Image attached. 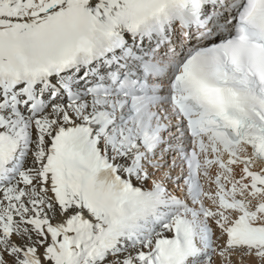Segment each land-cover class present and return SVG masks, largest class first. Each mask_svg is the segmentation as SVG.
Segmentation results:
<instances>
[{"label": "snow or ice", "instance_id": "obj_1", "mask_svg": "<svg viewBox=\"0 0 264 264\" xmlns=\"http://www.w3.org/2000/svg\"><path fill=\"white\" fill-rule=\"evenodd\" d=\"M0 264H264V0H0Z\"/></svg>", "mask_w": 264, "mask_h": 264}]
</instances>
